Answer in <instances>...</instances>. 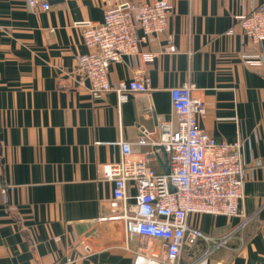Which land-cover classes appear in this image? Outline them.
<instances>
[{
    "label": "crops",
    "instance_id": "1",
    "mask_svg": "<svg viewBox=\"0 0 264 264\" xmlns=\"http://www.w3.org/2000/svg\"><path fill=\"white\" fill-rule=\"evenodd\" d=\"M0 0V264H150L163 244L126 238L112 220L113 184L103 166L118 162L120 142L133 158L156 140L161 122L176 128L171 89L193 84L206 114L199 126L218 142L241 141L251 171L241 216L192 215L189 226L226 243L200 239L184 264H264V67L245 61L259 48L235 26L239 14L264 0H169L168 33L177 52H164L167 34L142 45L145 61L112 64V83L149 79L150 92H115L94 99L88 82L69 76L87 52L84 24L104 19L109 4L150 0ZM141 33L140 31L138 32ZM165 154L151 167L164 172ZM129 194L136 189L129 187Z\"/></svg>",
    "mask_w": 264,
    "mask_h": 264
},
{
    "label": "built area",
    "instance_id": "2",
    "mask_svg": "<svg viewBox=\"0 0 264 264\" xmlns=\"http://www.w3.org/2000/svg\"><path fill=\"white\" fill-rule=\"evenodd\" d=\"M29 5L50 8L46 0H29ZM172 8L169 0L109 4L102 22L84 24L82 39L87 52L75 57V68L68 75L88 82L94 99L115 92L123 101L131 92H150L149 79L142 74L129 82H110V67L123 57L144 62L142 45L163 34H167L164 52L176 53L173 36L168 33ZM235 26L259 48L245 61L264 67V3L236 16ZM193 91L194 85L188 83L171 89V105L178 117L176 128L170 122H161L154 142L142 136L136 144L149 149L138 158H133L132 143L120 142V160L103 166L104 177L113 184L116 214L111 219L123 221L128 240L138 238L145 247L151 240L163 244L160 258L142 256V262L184 264L183 251L200 239L219 247L231 238L228 234L215 240L190 227L192 215H242L244 186L252 174L242 160V143L218 142L199 126L206 105ZM161 154L168 158L169 174L157 172L150 165ZM130 186L136 189L135 195L129 194Z\"/></svg>",
    "mask_w": 264,
    "mask_h": 264
},
{
    "label": "water",
    "instance_id": "3",
    "mask_svg": "<svg viewBox=\"0 0 264 264\" xmlns=\"http://www.w3.org/2000/svg\"><path fill=\"white\" fill-rule=\"evenodd\" d=\"M154 137H157V135L155 134ZM170 172V165L168 164V162L164 165V173L165 174H169Z\"/></svg>",
    "mask_w": 264,
    "mask_h": 264
}]
</instances>
